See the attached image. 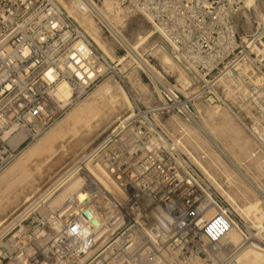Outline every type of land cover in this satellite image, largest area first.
Returning a JSON list of instances; mask_svg holds the SVG:
<instances>
[{
	"label": "built area",
	"instance_id": "built-area-1",
	"mask_svg": "<svg viewBox=\"0 0 264 264\" xmlns=\"http://www.w3.org/2000/svg\"><path fill=\"white\" fill-rule=\"evenodd\" d=\"M120 1L150 20L195 89L185 96L161 80L160 103L136 105L88 154L116 189L85 169L90 207L69 199L64 209L26 215L11 237H0V264H234L259 244V228L252 232L210 192L157 122L168 113L189 121L194 102L205 99L229 112L264 152V20L240 32L246 0ZM107 65L59 0H0V172L58 120L59 84H70L73 100L78 85L87 92L110 73ZM19 131L25 139L14 148L10 139ZM209 202L215 213L206 218ZM83 224L89 232L82 235ZM232 227L242 238L237 245L226 238Z\"/></svg>",
	"mask_w": 264,
	"mask_h": 264
},
{
	"label": "rangeland",
	"instance_id": "rangeland-1",
	"mask_svg": "<svg viewBox=\"0 0 264 264\" xmlns=\"http://www.w3.org/2000/svg\"><path fill=\"white\" fill-rule=\"evenodd\" d=\"M59 1L68 12L69 7L66 5L73 0ZM91 1L101 13L102 20L95 13L87 15V18L90 16L96 25V32H90L86 28L85 30L94 42L95 40L102 42L103 48L99 44L96 45L109 58V63L111 67H115L116 73L108 71L106 66V70L110 73L99 79L87 92L78 93L79 97L68 102V105L62 106L60 117L48 131L57 126L82 102V108L88 111L91 100L87 99V96L109 78L117 99L124 102L127 98L128 101L125 100L127 104L121 106V109L116 106L111 114L113 119L111 118L108 122L103 114H97L99 109L104 110L103 104L99 102L90 111L92 120L87 121L86 127L70 124L65 129L58 130L57 133L60 136H56L52 145L48 144L49 146H45L44 150L41 149L33 155L28 156L25 152L28 153L27 149L35 146L48 131L31 142L23 143L18 148L14 161L0 172V176H3L13 167L16 168L12 170L14 172L10 174V179L0 184V232L12 225L11 229L4 234L7 235L5 239L16 232L18 221L26 215L32 213L29 218L31 219L37 213L42 215L47 213L42 210L59 190L54 191L51 198L44 199L45 194L55 189L61 183V177L65 176L87 153L93 151L120 119L131 115L136 105L142 109L158 105L161 101L160 92L163 82L177 88L185 96L191 95L195 89V85L189 81L187 74L175 64L164 39L156 32L145 15L120 0ZM115 3L117 6L114 5ZM108 4L114 5L116 10L119 7L122 9L121 21L119 16L113 17L108 10ZM260 12L264 14V0H259L257 5L252 6L249 11L247 8L241 10L238 15L241 33L250 32L255 26V21H262L259 17ZM77 15L79 18V13H76ZM71 16L77 20L74 15ZM107 20L113 23L121 37L107 26L108 31L102 27ZM150 31L154 35L148 42L139 45V36ZM134 45L137 49L132 51L131 48ZM155 46L156 49L147 52ZM157 49H160V52L157 53ZM140 56L148 61H145V64L156 74L158 73L163 82L160 83L151 76L146 66L142 64ZM165 56L170 58L171 63L164 61ZM183 79L189 81L185 86L182 83ZM122 95L126 96L125 99ZM194 103L193 120L181 119L174 113L163 114L159 118L158 125L164 126L167 131V135L163 138L168 143L174 142L178 145L181 154L195 167L206 186L210 188V192L219 195L235 215L247 221L249 227L253 224L259 227L257 251L264 255V152L223 107L211 104L205 99L196 100ZM112 108L114 109L112 106L107 107L106 110ZM26 155L27 159H25ZM16 163L19 166L15 165ZM18 167L20 169H17ZM84 170L83 167L79 171ZM219 186L224 189V192ZM29 211L31 212L28 213ZM251 230L257 232L252 227ZM237 236L239 241L240 237Z\"/></svg>",
	"mask_w": 264,
	"mask_h": 264
},
{
	"label": "bare ground",
	"instance_id": "bare-ground-1",
	"mask_svg": "<svg viewBox=\"0 0 264 264\" xmlns=\"http://www.w3.org/2000/svg\"><path fill=\"white\" fill-rule=\"evenodd\" d=\"M74 1V0H73ZM72 1V3L69 5H66L69 11V13L71 15H74L75 18H77L76 21L79 22V24L84 28L88 29L90 32H96V25H94L93 20L89 18H87L89 15V11L95 13L97 16H99L101 18V13L98 12L97 7L89 2V0H75L74 2ZM259 0H246V8L248 9V11L251 9L252 6H256L257 2ZM61 2V1H60ZM62 3V2H61ZM64 4V2H63ZM118 4V3H117ZM116 5V3L114 4ZM114 5L112 4H108V10L111 11V14H113V17L119 16V19L121 21V14H122V9L119 7L117 8V10L114 8ZM65 6V5H64ZM117 6V5H116ZM119 6V4H118ZM123 8V7H122ZM115 9V10H114ZM109 11V13H110ZM76 13H79V18L78 15L76 16ZM124 14V13H123ZM126 14V13H125ZM259 17L264 20V14L263 13H259ZM118 18V17H116ZM113 19V18H112ZM102 20V18H101ZM150 21V20H149ZM118 22V21H117ZM105 26H107L110 30H113V32L115 34H117V36L121 37L118 33V30L116 31L113 23H111V21H104ZM86 31V30H85ZM87 32V31H86ZM88 33V32H87ZM89 35V33H88ZM154 35L153 32H147L145 35L143 36H139V45L140 44H144L146 42L149 41V39ZM91 37V35H89ZM92 38V37H91ZM93 40V39H92ZM122 41H124L121 38ZM94 41V40H93ZM138 41V42H139ZM96 44H99L102 48L104 47L102 42L95 40ZM137 43V42H136ZM126 44V43H125ZM138 44V43H137ZM138 45V46H139ZM134 49H137L136 45H134L133 48H131V50L133 51ZM154 49H156L155 47H152L151 49H149L147 52L149 51H153ZM160 52V49H157V53ZM139 57V56H138ZM141 57V56H140ZM141 61L142 64L144 66H146L145 68H147L148 72L151 74L152 77H156L158 79V81L161 82V79L159 77V75H157L155 73V71L150 68L147 64H145L146 62H148L147 60H144L141 57ZM164 61L167 63H171L170 62V58L165 56ZM146 61V62H145ZM141 64V63H140ZM149 64V63H148ZM107 69L108 71L114 73L115 72V67H111L107 65ZM116 73V72H115ZM113 77V76H112ZM110 81V78L107 82L101 84L99 86V88L92 92L91 94H89V96H87V99L91 100V104L90 106H88L89 110L85 111L82 108V103L79 104V106H77L73 111H71L65 119H63L59 124H57V126L52 127L46 134L45 136H43L37 143L35 146L27 149L28 153L25 152V154L29 155H33L34 153H38L40 152L41 149H43L45 146H47L48 144L52 145V142L54 141V139H56V136H60V134L58 135V130L61 129H65L68 125L72 124V125H76V126H81L87 124V121L92 120L91 117V112L92 109H94V107L96 106L97 103H102L104 106V110L103 109H99L97 111L98 115H104V118L109 122L111 121L113 111L115 110L116 106L120 107L119 109H121V106H123L124 104H127L125 100H127V98L125 99L124 95L123 98L125 99L124 102L123 101H119L117 99V95L114 94L113 91V85L112 81ZM189 81L184 80L183 79V85L185 86L186 83H188ZM117 83V82H116ZM115 83V84H116ZM119 86V84H117ZM115 87V85H114ZM120 87V86H119ZM121 89V87H120ZM83 90V86L82 84L77 86V92H81ZM116 92V91H115ZM123 93V92H122ZM75 96V93L73 92L70 84L67 81H63L59 84L57 93H56V97L57 99H59L60 101H62L63 103L61 105H65L68 102L72 101V98ZM103 97V98H102ZM102 98V100H101ZM128 101V100H127ZM68 105V104H67ZM114 107V109H110V110H106L107 107ZM130 107V106H129ZM118 109V110H119ZM113 119V118H112ZM121 120V119H120ZM193 120V119H192ZM84 122V123H83ZM86 122V123H85ZM83 123V124H82ZM90 123V122H88ZM89 126V125H88ZM87 126V127H88ZM25 139V133L22 131L17 132L11 139H10V144L12 147H17L23 140ZM57 141V140H56ZM179 142V141H178ZM50 145V146H51ZM49 146V145H48ZM62 146V145H60ZM95 149V148H94ZM44 150V149H43ZM88 154V153H87ZM85 155L82 159H80L78 161V163L73 166V168L71 170H69V172L61 177L62 181L61 183H59L57 185V187H55V189H53L51 192H48L45 194V196L43 197L44 199L47 197H52V194L54 191L59 190L57 192V194H54L55 196H53V198H51V200L48 202L49 204L47 205V207H45L42 212H47L48 210H53L56 211L57 209H64L63 205H66V203H68L69 199H72V201H78L82 204L83 207H90L89 205V199L86 196L84 190H83V185H84V175L82 172H80V168L84 167V169H87L88 171H92L105 185L109 186V187H113L116 189V185L113 182V180L108 177L107 173L105 172V170L102 168V166L99 165V163H94L92 161H89V157L90 155ZM26 155V156H27ZM28 156L25 158L27 159ZM31 157V156H30ZM24 160V159H23ZM14 161V160H13ZM20 161V160H19ZM18 161V163H19ZM24 162V161H23ZM22 162V163H23ZM25 164V163H24ZM17 166H19L17 163L15 164ZM21 165V163H20ZM16 166V167H17ZM201 166V165H200ZM13 167V166H12ZM15 167H13L14 169ZM13 169H11L8 173H6L3 176H0V184L3 183L4 181L6 182L8 179H10V174L14 171H12ZM16 169V168H15ZM17 169H20L19 167ZM39 169V168H38ZM204 169V168H203ZM207 173V172H206ZM209 174V173H208ZM12 176V175H11ZM210 176V174H209ZM212 178V177H211ZM26 179V178H25ZM24 179V180H25ZM24 182V181H23ZM21 186V185H20ZM222 189V192H224V189L219 186ZM8 195V194H7ZM49 199V198H48ZM209 198H207L208 200ZM231 199V198H230ZM3 200H5L3 198ZM4 202V201H3ZM36 205V204H35ZM34 205V207H35ZM63 206V207H62ZM28 209V208H27ZM26 209V210H27ZM31 211L33 210L32 208L30 209ZM215 213V208H213V205L209 202L208 203V210L205 214L206 218L211 217L213 214ZM2 214V213H1ZM45 214V213H43ZM7 215V214H6ZM24 216V215H23ZM22 216V217H23ZM90 220L93 219V223H98L97 222V216H95V214L91 216H89ZM160 223H162L163 225H165L164 220H159ZM55 228H59L57 224L53 225ZM12 225H10L8 228L4 229V231L2 230L0 232V236L4 235L6 232H8L11 229ZM252 228H259L256 225H252ZM167 228V226L165 227ZM263 228V227H262ZM81 234H87L89 232L88 227H86L84 224L81 225L80 230ZM240 237V240L238 241V236ZM226 238L231 241L234 244H239L242 240L240 233L236 230V228L232 227L228 233L226 234ZM259 247V245L253 243L250 244L249 246H247V248H245L244 250H242V252L238 255L237 260L234 262V264H264V255L260 254L259 251H257V248ZM90 252V251H89Z\"/></svg>",
	"mask_w": 264,
	"mask_h": 264
},
{
	"label": "water",
	"instance_id": "water-1",
	"mask_svg": "<svg viewBox=\"0 0 264 264\" xmlns=\"http://www.w3.org/2000/svg\"><path fill=\"white\" fill-rule=\"evenodd\" d=\"M85 215L88 217L90 216V214L87 211H85Z\"/></svg>",
	"mask_w": 264,
	"mask_h": 264
}]
</instances>
